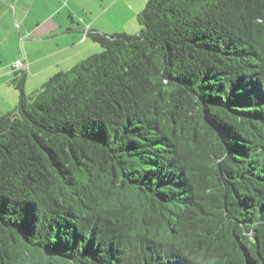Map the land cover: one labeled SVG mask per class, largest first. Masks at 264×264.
<instances>
[{"label":"trees","instance_id":"trees-1","mask_svg":"<svg viewBox=\"0 0 264 264\" xmlns=\"http://www.w3.org/2000/svg\"><path fill=\"white\" fill-rule=\"evenodd\" d=\"M0 114V264H264V0H147Z\"/></svg>","mask_w":264,"mask_h":264},{"label":"crops","instance_id":"crops-1","mask_svg":"<svg viewBox=\"0 0 264 264\" xmlns=\"http://www.w3.org/2000/svg\"><path fill=\"white\" fill-rule=\"evenodd\" d=\"M21 2V4L19 3ZM147 0H14L20 10L12 31L13 51L5 61L8 65L22 59V70H12L15 78L24 75V91L30 95L54 73L67 70L87 56L97 53L99 45L87 31L104 34L134 33L139 29L135 18ZM138 23V22H137ZM13 28V27H12ZM14 29V28H13ZM12 30V29H11ZM5 63L0 65V79L10 77ZM35 87L27 89L28 81ZM0 80V114L15 108L17 94H11Z\"/></svg>","mask_w":264,"mask_h":264},{"label":"rangeland","instance_id":"rangeland-1","mask_svg":"<svg viewBox=\"0 0 264 264\" xmlns=\"http://www.w3.org/2000/svg\"><path fill=\"white\" fill-rule=\"evenodd\" d=\"M26 1L29 0H24V2ZM19 3L21 4V2ZM19 15H20V10L16 9L14 0H0V65H2V62L5 63V61L12 54L14 42L11 34H13L12 31L15 30L16 28V23H17L16 20L19 19ZM134 21L136 24H138L137 17L135 18ZM13 62H15V60ZM9 65L10 64L8 65L6 64L5 68L8 69ZM7 72L11 73V76L2 78L0 80H8L5 86H7L8 88L7 90L9 92L6 93V96L9 98L10 93L13 95L17 94V89L14 87V84L12 82H9V80H12L13 78L12 70H10L9 68ZM28 82L29 83L27 89H29L30 87L33 88L35 87L36 84L35 80L31 79Z\"/></svg>","mask_w":264,"mask_h":264},{"label":"built area","instance_id":"built-area-1","mask_svg":"<svg viewBox=\"0 0 264 264\" xmlns=\"http://www.w3.org/2000/svg\"><path fill=\"white\" fill-rule=\"evenodd\" d=\"M24 67V62L22 61V59H16L15 62H13L10 65L11 69H16V70H22Z\"/></svg>","mask_w":264,"mask_h":264}]
</instances>
